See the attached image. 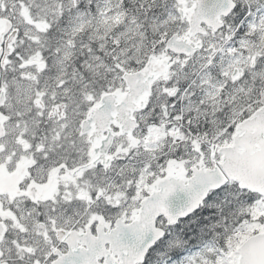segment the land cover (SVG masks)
<instances>
[{
  "label": "snow or ice",
  "instance_id": "snow-or-ice-1",
  "mask_svg": "<svg viewBox=\"0 0 264 264\" xmlns=\"http://www.w3.org/2000/svg\"><path fill=\"white\" fill-rule=\"evenodd\" d=\"M0 264H264V0H0Z\"/></svg>",
  "mask_w": 264,
  "mask_h": 264
},
{
  "label": "water",
  "instance_id": "water-1",
  "mask_svg": "<svg viewBox=\"0 0 264 264\" xmlns=\"http://www.w3.org/2000/svg\"><path fill=\"white\" fill-rule=\"evenodd\" d=\"M184 197L183 194H177V196H174L170 199V205L175 210L177 207L181 206L183 203Z\"/></svg>",
  "mask_w": 264,
  "mask_h": 264
},
{
  "label": "rangeland",
  "instance_id": "rangeland-1",
  "mask_svg": "<svg viewBox=\"0 0 264 264\" xmlns=\"http://www.w3.org/2000/svg\"><path fill=\"white\" fill-rule=\"evenodd\" d=\"M208 212V210L207 209H205V213H207Z\"/></svg>",
  "mask_w": 264,
  "mask_h": 264
}]
</instances>
